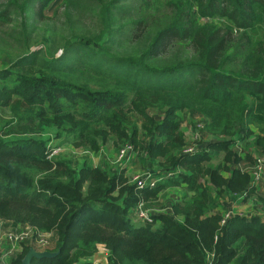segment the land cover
Instances as JSON below:
<instances>
[{
    "label": "trees",
    "instance_id": "trees-1",
    "mask_svg": "<svg viewBox=\"0 0 264 264\" xmlns=\"http://www.w3.org/2000/svg\"><path fill=\"white\" fill-rule=\"evenodd\" d=\"M126 1H63L69 39L57 32L48 36V57L30 50L37 41L30 38L36 22L46 20L44 10L52 0L0 4V27L11 24L17 11L32 17L29 32L25 19L21 23L20 51L14 59L8 54L11 61L0 73L9 79L0 86V100L10 96L4 105L14 120L0 131V219L21 224L40 220L43 229L54 228L52 251L58 255L31 264H264L261 218L230 215L220 224L222 213L216 209L224 206V198L236 200L244 192L247 198L254 191L239 165L246 158L234 148L243 149L239 139L251 133V126L257 131L254 145L264 150V34L255 42L247 34L259 22L264 29V0H168L172 16L167 22H150L152 0ZM197 15L225 18L241 32L236 36L230 26L198 24ZM121 20L123 27L113 28ZM80 23L93 25L94 36L88 38ZM55 34L61 36L60 44ZM115 34L135 48L122 56L112 54L108 48ZM61 44L70 50L67 59ZM58 46L63 53L55 58ZM150 109L163 117L142 124L149 136L143 149L151 158L164 157L183 169L154 188L136 190L120 168L111 176L100 167L73 169L65 160L48 159L43 141L26 137L55 126L75 135V147L96 152L105 128H119L121 136L133 139L136 128L131 133L126 128L133 123L129 112ZM178 111L200 117L210 135L224 138L196 153H180L185 139L174 116ZM10 136L21 138L6 140ZM220 150L232 169L209 166ZM224 170L227 177L221 175ZM180 186L190 197L174 204L172 215L152 212L151 223L128 216L139 202L144 207L141 198ZM29 247L23 245L12 264H21Z\"/></svg>",
    "mask_w": 264,
    "mask_h": 264
},
{
    "label": "rangeland",
    "instance_id": "rangeland-1",
    "mask_svg": "<svg viewBox=\"0 0 264 264\" xmlns=\"http://www.w3.org/2000/svg\"><path fill=\"white\" fill-rule=\"evenodd\" d=\"M63 1L65 0H52V2L45 8L44 15L46 16V20L43 22H36L34 25L36 30L32 34L30 40L37 41L32 42L31 51H37L40 53L41 56H47L48 57V48H47V37L48 36H54V32L61 33L62 36L66 37L63 39L68 40L69 39V31L66 30V15H64V9H63ZM168 0H152L149 5V11H147V14H149V20L151 21H163L167 22L170 20V17L172 16L171 9L169 6H165V3ZM5 0H0V4H3ZM130 0H127L126 3ZM135 7V13H138L137 8V2L131 3ZM141 11H144V4H142ZM63 9V10H62ZM57 12V16H54V12ZM141 13V12H140ZM71 15H74V13H69ZM129 15H133L132 11L128 12ZM139 14V13H138ZM26 21V32H29L30 26L32 22L31 12L26 15L22 14L21 12L17 11L13 14V22L9 25H5L0 27V73L8 68V65L10 63V58L8 57V54H10V57L12 59L16 58L15 54L18 53L21 46V41L18 43V40H20L19 34H22L23 28L21 26V23ZM75 19V16L72 17V21ZM196 21L198 24L203 23H213L220 27H232L231 29L234 32V35L238 36L240 34V30H238L235 26L230 23L229 20L225 18L215 17L214 19H207L202 18L200 16H196ZM124 20L114 22L113 28L119 29L122 26V23ZM162 23V22H161ZM87 24V23H86ZM151 24V23H150ZM77 25H84L83 23L77 24ZM84 33L87 35L88 38H91L96 33L94 29V26H82ZM34 30V29H33ZM82 30V29H81ZM248 35H250L251 39L255 42L261 39V37L264 34V29L261 28L260 22L256 23L254 28L250 29L247 32ZM58 38V44H60L61 36L58 34H55ZM123 38H118L115 34L113 38L111 39V42L109 43V51L112 54H116L119 56H122V54L126 51H131L133 48H135V43L132 45L125 44V41L122 40ZM53 45H56V40L53 43ZM62 48L65 49V56L64 58L67 59L70 50H68L67 47L62 45ZM61 46H58L54 52L52 53L53 57H59L63 53V49ZM173 52V50H172ZM77 74H79L80 70H74ZM9 83V79L7 76L3 73L0 75V86L6 85ZM7 98H10L8 94H4L1 97L0 100V131L5 125V123H11L14 122L12 118V114L9 110V107L7 105H4V102L7 100ZM129 114L132 116L133 123L129 126H127V130L129 133H131V130L133 128H136V133L133 135V139H126L123 136L120 135L122 132L121 129H117L118 131H113L110 128H105V132L100 138H97L99 149L98 151L94 152L87 146L82 147H75L73 143V133H68L67 131L59 132V130L55 126L51 127H45L41 131H39L37 134H29L26 135V137H33L38 138L39 140L43 141L45 143L46 151L50 149V151L54 154L51 158L54 159H61L65 160L66 162H69L73 169H79L81 167H88V168H95L100 167L103 168L105 172L108 173V175H112L117 171V168L119 167V162L116 159L117 151L123 147L125 144L130 143L135 147L136 154L133 159H131L129 163V171H124V177L125 180H128V184H132V174L134 173L142 176L146 171H151L155 173V178L163 176L165 173H168L172 177L177 175L178 173L182 172L183 169L180 166L173 165L172 160H166L164 157L156 156L150 157V154L147 152L148 150L143 149V145H147L149 141V136L144 133L142 124L149 123L150 121H160L163 117V113L156 110V109H150L145 114H137L136 112H129ZM187 114L184 112L178 111L174 116L176 118L180 119V122L183 123L187 119ZM188 124H190L188 122ZM191 130L195 127V124L188 125ZM125 130V128H124ZM251 133L248 134L244 139H239L240 144L243 146V149L241 148V152L238 151V148L234 146V148L239 152V156H242V158H246L245 162L242 164V162L239 164L245 171L246 168L253 165V162L255 160V157H260L264 155V150H259L254 145V139L253 136L256 135L257 131L256 129L251 126L250 127ZM201 131H204V133L209 134L203 127ZM210 138H212V141L222 139L224 138L221 135H209ZM23 137V136H22ZM23 137V138H26ZM21 137H15L10 136L7 137L6 140H15L20 139ZM127 141V142H126ZM126 142V143H124ZM124 143V144H123ZM123 144V145H122ZM138 144V145H137ZM198 144V143H196ZM196 144H192L188 142L185 144L181 149H184L185 147H191L193 152H198V146ZM252 145L254 151L251 152L250 146ZM137 146H139L142 149H139ZM225 151V150H224ZM220 150L216 153V155L209 161V166L214 167L217 164H222L224 166H227V162H224L225 159V152ZM234 152V151H233ZM177 154L179 153L176 152ZM123 167V165H121ZM121 169V168H120ZM109 171V172H108ZM167 174V175H168ZM87 185H84V188ZM254 188V191L248 193V197L244 198L242 201L245 200L246 203L249 204V208L246 210H240V208H235V215L244 216L245 212L250 210V212L257 214L260 218H264V192L260 190V184ZM190 197V194H187L184 189L180 187L171 188L169 190L164 189L163 191L159 192L155 197L150 198H141L144 202V207L150 210H153L152 208L158 209L160 207H163L164 209L170 208L171 204H173L175 201L176 203L182 204ZM226 199V198H225ZM229 199V198H227ZM175 203V204H176ZM221 207H217L216 209H220ZM162 209V208H161ZM222 209V208H221ZM219 211V210H218ZM227 213V211H224ZM210 215L211 213H207ZM44 215L43 212L39 213V216L42 217ZM176 217V216H175ZM264 222V221H263ZM17 222H10L4 226L1 225V227H8L11 224H14ZM21 224V223H20ZM30 225L35 226L39 228L42 231H49L46 229H43L42 222L40 220L36 221L35 223H29L25 222L23 225ZM137 224V223H135ZM54 232V228H53ZM55 233V232H54ZM28 246H31L30 244H27ZM56 246V236L54 235V238L52 240V248L54 249ZM51 248V249H52ZM52 249V250H53ZM99 251H102L100 249ZM103 257L105 261L106 256H95V258ZM103 261V260H101ZM234 260L230 263L233 264Z\"/></svg>",
    "mask_w": 264,
    "mask_h": 264
},
{
    "label": "built area",
    "instance_id": "built-area-1",
    "mask_svg": "<svg viewBox=\"0 0 264 264\" xmlns=\"http://www.w3.org/2000/svg\"><path fill=\"white\" fill-rule=\"evenodd\" d=\"M203 123L201 121H195V132L192 134V142L198 141L199 139V131L203 129ZM186 146V145H185ZM235 147L238 148V151L241 152V148L238 144H235ZM135 151L132 144L127 143L123 147H121L116 154V159L119 161L120 165L124 162L127 163L131 159L134 158ZM184 155L193 154L191 147H185L181 149V152ZM54 154L48 150L47 157L48 159H52L51 157ZM245 171L250 176V186L256 187L259 184H264V155L260 157H255L253 165L246 168ZM167 172L164 174L165 179L172 177ZM168 174V175H167ZM132 183L135 184L136 190H141L146 187L154 188L158 182L162 181L161 179H157L154 177L153 172L146 171L142 176L137 174L132 176ZM247 192L242 193L238 200H243L246 197ZM231 215V212H227L222 215V219L220 224H223L225 220ZM133 221H137L140 223H151L152 222V212L150 209H146L143 207V203L139 202L134 208H132L128 215ZM10 223L7 220L0 219V264H12V261L17 257L16 254L21 253L23 245L30 244L37 250H50L52 251V240L54 238V232L51 231H42L35 226L23 225L20 223H14L9 225L8 227H1ZM52 248V249H51ZM212 256V254H210Z\"/></svg>",
    "mask_w": 264,
    "mask_h": 264
},
{
    "label": "crops",
    "instance_id": "crops-1",
    "mask_svg": "<svg viewBox=\"0 0 264 264\" xmlns=\"http://www.w3.org/2000/svg\"><path fill=\"white\" fill-rule=\"evenodd\" d=\"M197 120L198 121H201V118L200 117L192 118V116H190V115L187 114V119L185 120V122H183V123L180 124V128H181L182 132L184 133L185 144H187L188 142H190L192 144L198 143V144H196L198 146V150H200V149H206L205 147H207L208 144L210 142H212V138H210V136H209L210 134L204 133V131H199V139H198V141H195V142H192L191 141L192 134L196 130H195V127L193 128V130H191V128L188 125H190L191 123H192V125H194L195 124V121H197ZM188 122L190 124H188ZM243 163L244 162H242V164ZM122 165H123V167H121V165L119 164V167L118 168H121V170H124V171H126V170L129 171V169H130L129 166L130 165H129L128 162L127 163L124 162ZM243 165H245V164H243ZM227 166L230 169L233 168V165L232 164L230 165L229 163H227ZM133 175H134V173L132 174V176ZM153 175L155 177V173L154 172H153ZM221 175L223 177H227L229 175V172L224 170V171L221 172ZM170 178H172V177H170ZM157 179H161L163 181V180H165V176L163 175V176L157 177ZM249 186H250V184H249ZM171 188H175V187H167L166 189L169 190ZM260 190L264 192V189H263V186L262 185H260ZM176 202L177 201H175L173 204H171L170 205L171 206L170 208H166V209H164L163 207H160L158 209L152 208L153 210H150V211L151 212H155V214H161V213H163V214H166V215H172L173 214V211H172L173 210V205ZM220 202H221V204L223 203L224 206H225V207L224 206H221L222 209L221 208L218 209L222 213V215L225 214L224 211H227V212L229 211V212H231V215L233 216L236 213L235 212V208L236 209L240 208V210H246V209L249 208V204L246 203L245 200L244 201L238 200V199H236V200H230V199H227V198L225 199L224 198L223 200H220ZM244 216L251 217V216H258V215L257 214H254V213L250 212V210H248V211L245 212ZM261 220L264 221V218H261ZM19 254L20 253L16 254V256H18Z\"/></svg>",
    "mask_w": 264,
    "mask_h": 264
},
{
    "label": "water",
    "instance_id": "water-1",
    "mask_svg": "<svg viewBox=\"0 0 264 264\" xmlns=\"http://www.w3.org/2000/svg\"><path fill=\"white\" fill-rule=\"evenodd\" d=\"M59 251H50V250H37L34 247L30 246L28 251L25 253L21 259V264H31L33 259H42V258H54L58 255Z\"/></svg>",
    "mask_w": 264,
    "mask_h": 264
}]
</instances>
